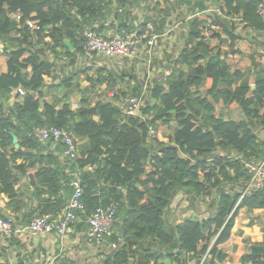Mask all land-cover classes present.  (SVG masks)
<instances>
[{
  "label": "trees",
  "instance_id": "16d2710c",
  "mask_svg": "<svg viewBox=\"0 0 264 264\" xmlns=\"http://www.w3.org/2000/svg\"><path fill=\"white\" fill-rule=\"evenodd\" d=\"M124 1L0 0V54L7 63V72L0 73V199H8L0 219L10 212L18 228L36 216L57 218L74 194L78 175L86 210L77 231L87 230L97 208L117 207L98 264H222L227 255L220 245L231 237L240 210L264 207V186L243 195L252 177L247 163L264 157V139L251 126L264 129V69L254 62V87L240 81L241 71H231L205 31L222 44L241 38L235 32L238 23L264 32L261 0H215L220 13L211 22L198 16L190 21L177 56L164 68L160 58L163 73L141 79L134 71L94 69L93 63L76 68L84 55L85 29L107 35L100 24L110 15L119 21L114 33L146 32V22L136 28L126 22ZM152 21L160 37L162 24ZM208 79L212 85L203 91ZM75 93L77 108L72 107ZM133 96L146 98L138 115L124 110L125 99ZM220 103H237L244 118L226 117ZM150 126L173 130L162 140L149 136ZM51 127L76 139V158H63L60 142L35 135L36 129ZM24 175L36 201L29 207L16 187ZM181 194L195 208V200L208 199L213 210L171 223L169 211ZM241 262L264 264V242L250 244Z\"/></svg>",
  "mask_w": 264,
  "mask_h": 264
},
{
  "label": "crops",
  "instance_id": "0c3cea01",
  "mask_svg": "<svg viewBox=\"0 0 264 264\" xmlns=\"http://www.w3.org/2000/svg\"><path fill=\"white\" fill-rule=\"evenodd\" d=\"M124 2V11L127 13L125 19L129 26L132 25L136 28L143 22H151L152 19L162 24L163 30L162 33H160L162 45L156 48L162 55L163 68L168 65L183 48L189 23L193 18L197 16L200 18L210 17L208 21L211 22V17L220 13L219 3L215 0H126ZM201 2L205 5V9L203 10L201 9ZM112 6L114 9L116 8L115 1ZM118 24L119 21L115 19L114 15H110L107 21L102 22V25L100 24V26L106 27L105 32L107 35L104 36L114 34ZM212 29L218 30L215 25L212 26ZM235 32L240 35L241 38H238L234 43H232L231 40H227L222 44L217 37L212 36V31H205L207 35H210L209 39L211 45L214 47H221L223 56L230 66L231 71H241L242 75L240 76V81H248L252 87H254V62H257L261 65V68L264 69V32H257L251 28L245 27L242 23H238ZM220 33L222 38L228 39L227 34L222 30H220ZM141 50H143V48ZM140 67L143 68V66ZM3 72H7L6 61L0 65V73ZM47 80L51 81L50 78ZM211 85L212 80L208 79L203 91L208 89ZM16 93L17 91L11 96L9 101L10 104H13L16 100ZM109 98L111 97L109 96ZM79 100V94L75 93L72 96V102L78 104ZM232 107L239 108L237 103H231L230 105L220 103L218 105V109L225 116L227 115L225 112L228 113L229 108ZM239 111L241 117L238 120H241L244 118V115L240 108ZM251 126L259 137L264 139V129L257 124ZM162 138V140H167V136H162ZM30 181L29 175H24L20 178L16 186L17 188L20 187L21 191L24 193L22 194V198L25 199L27 207L32 206V204L36 202L32 199L33 187ZM7 200V197L2 195L0 207H4ZM206 201L207 203L202 201L203 203H200L201 206L199 205L197 208L188 206V203L185 206V202L174 204L169 214L171 211L175 214V206L178 205V209L179 207L181 209V217L179 218L178 216L175 220H172L171 223L180 222L186 216L195 214L199 217L206 216L208 213L206 212L207 209L213 210V208H209V205H207L209 204V200L207 199ZM8 215L13 217V214L10 212H8ZM20 228L22 227L16 228L15 233L10 238L0 233V264H42L50 260H53L55 264H85L83 258L79 263L75 261L74 258L65 251V245L72 240L82 248L81 250L84 249L88 256H91L88 248L90 246L97 247L88 241L86 231H77L75 228L70 229L64 237L58 236L55 233L31 235ZM263 242L264 207L252 210L246 208L241 209L236 218L231 237L220 245V248L223 249L227 255L222 264H243L241 258L248 251L250 244ZM101 251H104V249L102 248ZM62 258L64 259L62 260Z\"/></svg>",
  "mask_w": 264,
  "mask_h": 264
},
{
  "label": "built area",
  "instance_id": "2783aa9c",
  "mask_svg": "<svg viewBox=\"0 0 264 264\" xmlns=\"http://www.w3.org/2000/svg\"><path fill=\"white\" fill-rule=\"evenodd\" d=\"M258 14L264 20V0L258 5ZM16 18L20 19V15L16 14ZM31 28H37L36 21H29ZM83 36L85 38L84 55L86 59H92L95 56H103L106 58H128L139 54L140 49L147 48L148 65L152 63V50L155 43L159 39V35L155 32L152 22L147 23L146 32L143 34L137 31L132 33H114L110 36H104L91 29H85ZM142 46V47H141ZM137 56V55H136ZM169 74V72H167ZM21 94L22 89L17 90ZM144 106L142 98L129 97L125 99L124 110L129 115H138ZM77 108L78 104L73 105ZM35 135L43 140H54L56 143L63 145L62 157L74 159L79 154V144L76 139L65 129L51 127L39 128L35 130ZM160 132L150 126L149 136L158 138ZM251 173V180L245 188L243 195L247 192L258 190L264 186V157L258 160H252L246 165ZM74 194L69 200L67 206L57 218L51 215L36 216L30 225L20 229L27 231L31 235L55 233L64 237L76 227L81 220V215L85 213V206L81 201L83 196V186L80 177L77 175L72 181ZM117 207L111 205L108 207L97 208L96 211L87 219L86 236L91 244L100 247H106V239L112 234V227L115 222ZM16 228L12 218L0 219V233L5 237H12ZM42 264H55L54 261H47Z\"/></svg>",
  "mask_w": 264,
  "mask_h": 264
},
{
  "label": "rangeland",
  "instance_id": "374dc122",
  "mask_svg": "<svg viewBox=\"0 0 264 264\" xmlns=\"http://www.w3.org/2000/svg\"><path fill=\"white\" fill-rule=\"evenodd\" d=\"M160 45H162V40L161 37L158 39V41L155 43L153 50H152V65H148V53H147V48L144 46L143 50L140 49L139 54H136L133 57H128V58H106L103 56H95L92 59H86L84 57H82V59H80L78 65H76V68H78L79 66H83L86 65H94V69H96L97 67H102V66H106L108 67V69H111L115 72L118 73H122V71L125 72H133L138 74L140 76L141 79L149 76L152 77L155 72H159V73H163V69L162 70H158L161 67L159 66V61H161V53H159V50L156 47H159ZM142 47V46H141ZM155 48V49H154ZM0 49L3 50V44L0 43ZM4 61H6V57L3 53L0 54V65L4 63ZM155 61V62H154ZM58 64L61 66L62 62L57 61ZM154 65V66H153ZM143 66V69L140 67ZM69 71V70H66ZM93 72V70L91 71ZM158 73V74H159ZM83 75V74H82ZM81 78H83V76H81ZM83 84H85L84 82H82ZM104 88L101 87L100 89H98V93H104ZM107 92V90H106ZM108 94L111 96L113 94L112 90H110L108 92ZM143 104L146 103V98H143ZM73 105H76L75 103H73ZM228 118H235L236 120H238L241 117V113L239 111L238 107H232L229 108V112H225ZM173 126H175V124H173ZM160 135L159 138L163 139L162 136H167L172 132L173 129H168L167 127L163 126L160 128ZM168 139V138H167ZM166 140V139H165ZM180 202H185V206L188 203V206H191V201L189 202V200H187V196L184 194H181L176 200H175V204L180 203ZM205 202V201H204ZM195 203L198 204V206L203 203L202 201H200L199 199L195 200ZM207 203V202H205ZM174 208V207H173ZM181 209L179 207L178 209V205L175 206V214L171 211L170 214H168V220L170 222H172V220H175V218H177L179 216V218L181 217ZM82 243V242H80ZM82 248L79 247V245H77L74 241L70 240L69 243L67 245H65V251L74 258L75 261H77L79 263V261L83 258L84 259V263L85 264H97V262H99V254L102 253L101 248L100 247H95V246H90L88 248L89 253L91 254V256H88L86 251ZM82 252V253H81ZM64 258H62L63 260ZM53 261V260H50Z\"/></svg>",
  "mask_w": 264,
  "mask_h": 264
},
{
  "label": "water",
  "instance_id": "95a60500",
  "mask_svg": "<svg viewBox=\"0 0 264 264\" xmlns=\"http://www.w3.org/2000/svg\"><path fill=\"white\" fill-rule=\"evenodd\" d=\"M66 44L68 46H70V49L73 50V46L71 45V43L68 41V40H65ZM13 142H14V146L16 149H19L20 148V144H19V138L17 137V135H14L13 136ZM8 218H11L9 215H7Z\"/></svg>",
  "mask_w": 264,
  "mask_h": 264
}]
</instances>
